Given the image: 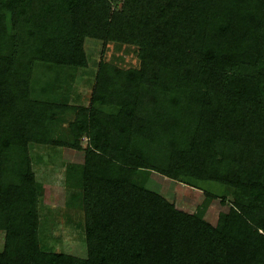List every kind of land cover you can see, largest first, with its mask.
I'll use <instances>...</instances> for the list:
<instances>
[{
	"label": "trees",
	"instance_id": "obj_1",
	"mask_svg": "<svg viewBox=\"0 0 264 264\" xmlns=\"http://www.w3.org/2000/svg\"><path fill=\"white\" fill-rule=\"evenodd\" d=\"M92 39L117 51L73 105ZM30 143L84 151L85 257L41 246ZM153 172L232 200L213 224ZM0 231V264H264V0H0Z\"/></svg>",
	"mask_w": 264,
	"mask_h": 264
},
{
	"label": "rangeland",
	"instance_id": "obj_2",
	"mask_svg": "<svg viewBox=\"0 0 264 264\" xmlns=\"http://www.w3.org/2000/svg\"><path fill=\"white\" fill-rule=\"evenodd\" d=\"M89 64L77 72L70 87H58L57 97L73 105L88 106L99 61L102 55L112 57L117 51L113 44L102 40L87 42ZM124 57L122 64L136 65L137 59L128 49L118 51ZM67 125V123H65ZM88 138H81L85 146ZM30 151L36 179L49 188L42 191L39 198L40 242L43 249L65 251L80 257L87 254L84 212L82 207L83 185L78 183L84 158V151L77 148L54 144L30 143ZM61 186V190H56ZM147 186L170 200L176 206L188 212H195L198 207H206L205 218L215 224L221 211L228 209L232 193H227V204L220 201L225 187L217 182L207 181L201 186L170 179L153 172ZM207 192L213 193L209 197ZM5 234L0 231V249L3 247Z\"/></svg>",
	"mask_w": 264,
	"mask_h": 264
}]
</instances>
